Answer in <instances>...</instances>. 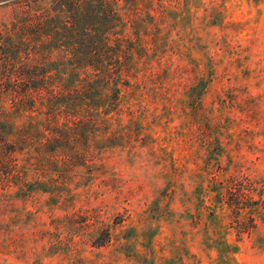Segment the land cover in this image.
<instances>
[{
	"label": "rangeland",
	"instance_id": "obj_1",
	"mask_svg": "<svg viewBox=\"0 0 264 264\" xmlns=\"http://www.w3.org/2000/svg\"><path fill=\"white\" fill-rule=\"evenodd\" d=\"M31 1L0 0L1 47L20 12L56 15ZM119 6L137 74L116 110L102 91L91 117L51 133L39 106L18 111L0 89L11 142L29 140L0 264H264V0ZM65 60L54 86L72 79Z\"/></svg>",
	"mask_w": 264,
	"mask_h": 264
},
{
	"label": "trees",
	"instance_id": "obj_2",
	"mask_svg": "<svg viewBox=\"0 0 264 264\" xmlns=\"http://www.w3.org/2000/svg\"><path fill=\"white\" fill-rule=\"evenodd\" d=\"M53 1L55 16L46 12H20L16 42L7 39V48L0 46L4 55L0 59V89L3 87L4 92L12 95L18 111L39 106L47 130L62 133L57 128L61 118H80L82 110L86 111L85 118L91 117L88 110L99 108L101 101L96 97L102 91L109 94L105 114L116 110L123 88L134 90L131 79L137 71L130 52L132 46L124 47L126 22L119 5L126 0ZM2 36L0 31V39ZM53 53L57 64L50 63ZM65 59L72 79L66 85L54 86L60 77L50 73L65 71ZM88 69L92 74L85 73ZM81 71L85 76L80 80ZM11 133V126L0 113V218L5 217L6 231L12 223L8 216L16 204L6 193L17 186L26 187L29 173V165H19L15 156L17 150L23 149L17 148L18 145L24 147L29 142L28 136L11 142ZM234 210L237 212L239 207ZM103 232L108 242L110 232Z\"/></svg>",
	"mask_w": 264,
	"mask_h": 264
}]
</instances>
